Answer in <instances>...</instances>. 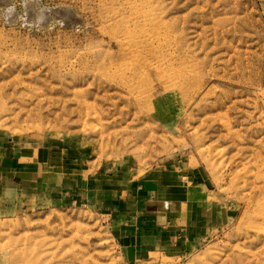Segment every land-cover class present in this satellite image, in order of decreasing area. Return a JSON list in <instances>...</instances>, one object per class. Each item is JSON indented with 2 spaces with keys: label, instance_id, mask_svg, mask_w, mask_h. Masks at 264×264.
Instances as JSON below:
<instances>
[{
  "label": "rangeland",
  "instance_id": "rangeland-1",
  "mask_svg": "<svg viewBox=\"0 0 264 264\" xmlns=\"http://www.w3.org/2000/svg\"><path fill=\"white\" fill-rule=\"evenodd\" d=\"M176 202L137 264H264V0H0V264H134Z\"/></svg>",
  "mask_w": 264,
  "mask_h": 264
},
{
  "label": "crops",
  "instance_id": "crops-1",
  "mask_svg": "<svg viewBox=\"0 0 264 264\" xmlns=\"http://www.w3.org/2000/svg\"><path fill=\"white\" fill-rule=\"evenodd\" d=\"M176 206L182 204L176 202ZM142 216V220H138L127 215V221L130 222L119 228L121 246L132 250L129 259L134 264L146 263L151 254H157L161 250L185 251L188 245H195L204 233L201 222L205 223L206 215L196 208L184 206L177 211H167L157 216L144 211ZM169 218H172L170 222ZM133 220L137 221L134 226Z\"/></svg>",
  "mask_w": 264,
  "mask_h": 264
}]
</instances>
